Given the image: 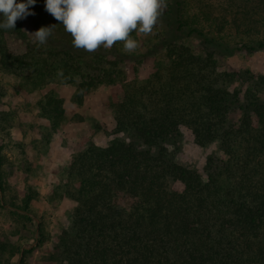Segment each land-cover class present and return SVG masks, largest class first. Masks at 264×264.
<instances>
[{"label": "trees", "instance_id": "16d2710c", "mask_svg": "<svg viewBox=\"0 0 264 264\" xmlns=\"http://www.w3.org/2000/svg\"><path fill=\"white\" fill-rule=\"evenodd\" d=\"M195 1L199 12L191 15V1L165 0L160 16L175 37L165 46L166 63L145 79L130 78L138 68L122 41L75 53L71 35L45 10V0H36L29 9L34 15L24 19L36 31L53 26L46 44L30 38L24 19L15 29H0V103L1 81L8 74L25 90L77 80L80 92L105 83L124 89L114 106L120 136L108 145L80 143L65 170L59 189L76 206L71 227L58 236L53 262L264 264V77L224 69L217 58L264 49V29H256L264 26V0H225L220 7ZM203 21L215 23L217 34L207 32ZM232 25L247 37L235 47L224 34ZM55 31L70 38L59 43ZM130 36L138 41L136 30ZM183 37L203 39L206 48L198 52ZM40 107L56 130L64 119L63 102L47 94ZM14 126L12 113L0 110V134L10 137ZM185 130L197 146L215 145L220 153L208 157L203 171L176 160L173 147ZM4 148L0 142V207L32 224L38 192L28 186L21 204L17 196L7 197ZM178 182L181 191L173 187ZM35 233L38 243L48 239L41 225ZM8 252L17 256L14 264L25 263L13 243L0 239V264Z\"/></svg>", "mask_w": 264, "mask_h": 264}, {"label": "rangeland", "instance_id": "374dc122", "mask_svg": "<svg viewBox=\"0 0 264 264\" xmlns=\"http://www.w3.org/2000/svg\"><path fill=\"white\" fill-rule=\"evenodd\" d=\"M188 1H191V15L197 14L200 3L195 0ZM211 1L220 7V3H224L225 0ZM202 24L207 32L217 34L215 23L203 21ZM227 27L228 30L224 34L231 47H235L236 42L241 39L247 38L243 32L239 34L233 25ZM257 27L264 29L261 23L256 29ZM23 28L34 40L36 30L27 19L23 20ZM136 33L138 47L131 53L126 52L138 68L131 73L130 78L145 79L159 64L166 63L165 46L175 36L170 32L163 16L158 17L150 34H143L138 30ZM55 35L60 39L59 43L70 38L61 31H55ZM181 39L198 52L206 48L203 39L193 37ZM176 40L180 39L177 37ZM77 52L86 54L88 51L75 48V53ZM217 58L219 65L224 69L251 71L256 80L264 77V49L254 53L237 50L233 55L219 54ZM1 84L4 96L0 110L12 113L15 123L10 129V137L4 133L0 134L4 138L0 142L4 143V153L8 158L5 166L7 169L5 194L7 197L17 196V202L21 204L23 192L31 186L38 192V197L31 204L32 213L37 218L32 224L12 208L0 207V239L13 243L20 250L22 257L25 256L24 264H58L50 260V257L58 236L64 229L71 227V218L76 206L72 199L62 197L63 191L59 189L66 181L65 170L80 143L91 141L97 145H108L120 136L116 132L114 106L122 99L124 89L121 83H105L98 88L80 92L77 80L75 84L55 81L47 83L42 88L25 90L21 86V80L9 74L3 76ZM260 85V94L264 95V79ZM47 94H53L63 102L65 115L56 130L42 115L40 101ZM46 135L50 137L49 143ZM19 144L23 145V148ZM173 152L176 160L199 171L204 170L209 156L220 154L215 145L197 146L188 130H185L182 138L173 147ZM173 187L179 191L184 188L180 182L175 183ZM38 225L44 228L48 236L43 243L35 241ZM28 250L32 251L27 252ZM4 260L5 264H14L17 262V256L10 257L8 252Z\"/></svg>", "mask_w": 264, "mask_h": 264}, {"label": "clouds", "instance_id": "9594fccd", "mask_svg": "<svg viewBox=\"0 0 264 264\" xmlns=\"http://www.w3.org/2000/svg\"><path fill=\"white\" fill-rule=\"evenodd\" d=\"M36 0H0V29H15L16 21L34 15L29 9ZM165 0H45V10L72 37L75 48L92 52L100 46L111 48L123 42L126 52L138 43L130 33L150 34L165 7ZM52 27L34 32L40 45L52 35Z\"/></svg>", "mask_w": 264, "mask_h": 264}]
</instances>
